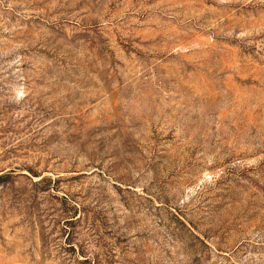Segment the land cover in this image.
Returning <instances> with one entry per match:
<instances>
[{"label": "rangeland", "instance_id": "obj_1", "mask_svg": "<svg viewBox=\"0 0 264 264\" xmlns=\"http://www.w3.org/2000/svg\"><path fill=\"white\" fill-rule=\"evenodd\" d=\"M0 264H264V0H0Z\"/></svg>", "mask_w": 264, "mask_h": 264}]
</instances>
